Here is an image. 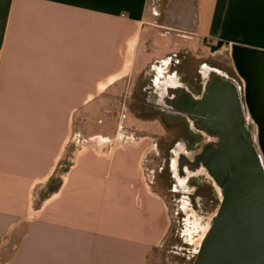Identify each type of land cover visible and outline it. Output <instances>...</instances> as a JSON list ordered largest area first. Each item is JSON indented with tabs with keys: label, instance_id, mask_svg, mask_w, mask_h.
<instances>
[{
	"label": "crops",
	"instance_id": "1",
	"mask_svg": "<svg viewBox=\"0 0 264 264\" xmlns=\"http://www.w3.org/2000/svg\"><path fill=\"white\" fill-rule=\"evenodd\" d=\"M164 33L226 54L264 162V0H0V264H146L159 246L141 141L74 125ZM74 139L93 148L74 156Z\"/></svg>",
	"mask_w": 264,
	"mask_h": 264
},
{
	"label": "flooded vegetation",
	"instance_id": "2",
	"mask_svg": "<svg viewBox=\"0 0 264 264\" xmlns=\"http://www.w3.org/2000/svg\"><path fill=\"white\" fill-rule=\"evenodd\" d=\"M207 52L192 57L188 50L171 51L161 70L148 76L144 69L139 72L129 90L130 101L121 102L129 110L159 114L157 123L171 128L167 153L178 175L203 169L212 178L213 217L192 264L203 241L216 236L225 221L234 225L238 217H247L249 197L254 196L249 195L246 175L251 149L260 157L245 120L240 82L231 70L214 67L213 54ZM139 140L148 138L140 135ZM232 256L240 257L237 251Z\"/></svg>",
	"mask_w": 264,
	"mask_h": 264
},
{
	"label": "rangeland",
	"instance_id": "3",
	"mask_svg": "<svg viewBox=\"0 0 264 264\" xmlns=\"http://www.w3.org/2000/svg\"><path fill=\"white\" fill-rule=\"evenodd\" d=\"M163 42L168 44L164 49L161 47ZM183 50H188L192 57L207 54V50L204 51L195 38L184 39L175 34L157 35L147 45L141 42L133 74L127 80V87H122L121 93L116 95H104L111 99L109 103L101 104L100 108L94 106L96 104L92 105L89 119L78 124L75 118L74 133L104 134L110 131L115 134V138L127 136L139 140L140 135L148 138L146 142H141L138 148L143 153L144 179L152 191L162 199L169 226L159 246L148 253L146 264H192L213 217L211 176L203 172V169L195 172L186 169L178 175L173 167V157L167 153L173 139L171 128L157 123L161 117L157 113L143 114L137 109H126L124 104H121L123 101H130L132 95L129 90L142 69L147 72L146 76L154 74V70L162 69L161 62L168 61L171 51ZM213 66H222L229 72L231 70L225 53L213 54ZM245 117L249 122L246 112ZM143 119L147 122L142 123ZM251 128L254 134L253 125ZM91 143L93 141L89 142V145H92ZM126 144L124 141L115 142L110 147H125ZM89 145L74 139L69 140L64 149L73 150L76 156L87 147L93 148ZM67 162L69 163V160L63 153L59 165H66ZM62 167H58L57 176L52 179L55 186L60 181V173L64 170Z\"/></svg>",
	"mask_w": 264,
	"mask_h": 264
},
{
	"label": "water",
	"instance_id": "4",
	"mask_svg": "<svg viewBox=\"0 0 264 264\" xmlns=\"http://www.w3.org/2000/svg\"><path fill=\"white\" fill-rule=\"evenodd\" d=\"M250 153L246 175L254 196L249 197L247 217H238L234 225L225 221L216 236L203 241L193 264H264V164L253 148ZM236 251L239 258L232 256Z\"/></svg>",
	"mask_w": 264,
	"mask_h": 264
},
{
	"label": "bare ground",
	"instance_id": "5",
	"mask_svg": "<svg viewBox=\"0 0 264 264\" xmlns=\"http://www.w3.org/2000/svg\"><path fill=\"white\" fill-rule=\"evenodd\" d=\"M128 67V66H127ZM161 68H163V67H161ZM160 69V68H159ZM158 75V74H157Z\"/></svg>",
	"mask_w": 264,
	"mask_h": 264
}]
</instances>
